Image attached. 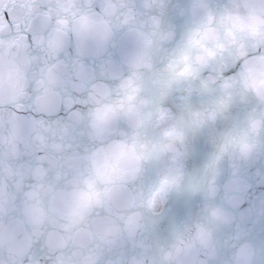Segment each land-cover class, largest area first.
<instances>
[{
  "label": "water",
  "instance_id": "water-1",
  "mask_svg": "<svg viewBox=\"0 0 264 264\" xmlns=\"http://www.w3.org/2000/svg\"><path fill=\"white\" fill-rule=\"evenodd\" d=\"M0 264H264V0H0Z\"/></svg>",
  "mask_w": 264,
  "mask_h": 264
},
{
  "label": "bare ground",
  "instance_id": "bare-ground-1",
  "mask_svg": "<svg viewBox=\"0 0 264 264\" xmlns=\"http://www.w3.org/2000/svg\"><path fill=\"white\" fill-rule=\"evenodd\" d=\"M161 187L155 192L154 195V202H153V206L152 209L154 211H160L162 209L164 200L166 198V194H167V190H168V183L165 182V184H161Z\"/></svg>",
  "mask_w": 264,
  "mask_h": 264
}]
</instances>
